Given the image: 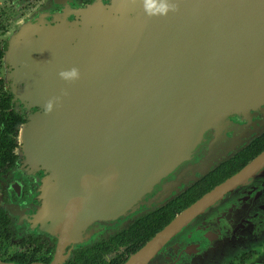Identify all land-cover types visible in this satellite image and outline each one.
Here are the masks:
<instances>
[{
    "label": "water",
    "instance_id": "1",
    "mask_svg": "<svg viewBox=\"0 0 264 264\" xmlns=\"http://www.w3.org/2000/svg\"><path fill=\"white\" fill-rule=\"evenodd\" d=\"M156 2L167 14L149 15L146 0H112L85 11L100 12L101 25L72 39L30 28L27 50L13 45L24 97L43 110L21 138L51 172L47 208L65 235L93 237L192 185L242 147L219 144L229 116L264 104V0ZM72 67L79 79H61ZM263 168L264 152L126 264H149L168 244L180 258L188 242L192 257L200 242L231 243L236 203L226 197Z\"/></svg>",
    "mask_w": 264,
    "mask_h": 264
},
{
    "label": "flooded vegetation",
    "instance_id": "2",
    "mask_svg": "<svg viewBox=\"0 0 264 264\" xmlns=\"http://www.w3.org/2000/svg\"><path fill=\"white\" fill-rule=\"evenodd\" d=\"M95 5L109 10L112 0H0V115L10 119L7 123L0 120V264H126L157 234L148 239V234L131 230L141 218L161 207L128 218L124 227H117L114 233L84 243L78 241V235L56 231L46 200L51 172L28 156L21 138L31 116L43 110L33 107L24 97L26 83L19 81L21 65L14 58V46L27 50L30 28L36 29V38L53 28H63V38L72 39L76 28L100 26L101 19L94 18L100 12L91 17L85 12ZM17 117L23 123L13 130ZM227 120L226 128H220V146L234 148L247 142L195 183L234 161L257 140L261 143L256 150L264 144V104L248 106L246 111L234 113ZM263 152L264 148L223 182ZM226 198L236 203L231 243L200 242L199 255L192 257L188 242L180 258V254H175L178 246L168 244L149 264H264V168Z\"/></svg>",
    "mask_w": 264,
    "mask_h": 264
},
{
    "label": "trees",
    "instance_id": "3",
    "mask_svg": "<svg viewBox=\"0 0 264 264\" xmlns=\"http://www.w3.org/2000/svg\"><path fill=\"white\" fill-rule=\"evenodd\" d=\"M8 107L9 103H5ZM4 105V106H5ZM4 106L2 108H4ZM9 117H5V114L0 115V120L7 123ZM14 120V128L23 123V119L17 117ZM261 142L257 140L255 143L251 144L246 150L238 154L234 161L226 163L222 167H218L211 172L208 176L204 177L199 182L190 186L186 191H184L179 197L168 202L164 207L144 216L138 222L135 223L132 232H141L143 234H148V239L153 237L156 233L161 231L165 226H167L171 221L186 208L194 204L199 200L204 194L212 190L215 186L222 183L226 178L230 177L237 170L242 168L256 153L260 152L264 148V144H261L259 149L256 147ZM236 163V164H235ZM239 163V164H237ZM235 164V166H233Z\"/></svg>",
    "mask_w": 264,
    "mask_h": 264
},
{
    "label": "clouds",
    "instance_id": "4",
    "mask_svg": "<svg viewBox=\"0 0 264 264\" xmlns=\"http://www.w3.org/2000/svg\"><path fill=\"white\" fill-rule=\"evenodd\" d=\"M146 10L149 15H164L167 14L169 6L166 3H160L157 5L156 0H146ZM59 76L66 82H74L79 79L80 72L76 67H72L69 70H62L59 72ZM65 95L67 93H64ZM58 100L59 98H55ZM55 100H49L45 105V112H51L53 110Z\"/></svg>",
    "mask_w": 264,
    "mask_h": 264
},
{
    "label": "rangeland",
    "instance_id": "5",
    "mask_svg": "<svg viewBox=\"0 0 264 264\" xmlns=\"http://www.w3.org/2000/svg\"><path fill=\"white\" fill-rule=\"evenodd\" d=\"M242 114H246V113H242ZM24 129H25V127H24ZM246 142H247V140H245ZM245 141H243V142H245ZM188 186H190V185H188ZM187 186V187H188ZM186 187V188H187ZM186 188H184V189H186ZM182 190V189H181ZM181 190H179L178 192H175V191H173V192H171L168 196H166L167 197V199H166V197L162 200V204L161 205H159V206H156V205H153V208L152 209H148L147 211H143V212H141V213H139V214H136V215H130L128 218H136V217H138V216H140V215H142V214H144V213H147L148 211H150V210H153L154 208H158V207H162L163 205H165L166 203H167V201H168V199L170 200V199H172L173 197H176L178 194H179V192L181 191ZM127 218V219H128ZM73 222H74V218H73ZM127 222H128V220H127ZM75 223V222H74ZM125 223H126V221H124V220H121V222H119V223H116L114 226H112V227H106V228H104V227H102V229L98 232V233H95V235H93V237L92 236H90V237H82V239H80L79 237H81L80 235H78L77 236V238H79V240L78 241H80V242H82V243H84L85 241H90L92 238H94V239H96V238H98V237H101L102 235H109V234H112V233H114L115 232V229L117 228V227H124V225H125ZM127 225V224H126ZM56 231H58L59 233H61V228H57L56 229Z\"/></svg>",
    "mask_w": 264,
    "mask_h": 264
}]
</instances>
